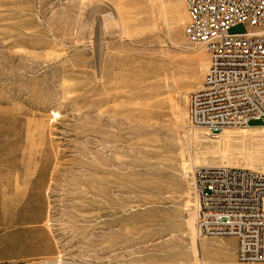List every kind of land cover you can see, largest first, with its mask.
Instances as JSON below:
<instances>
[{
    "label": "rangeland",
    "instance_id": "374dc122",
    "mask_svg": "<svg viewBox=\"0 0 264 264\" xmlns=\"http://www.w3.org/2000/svg\"><path fill=\"white\" fill-rule=\"evenodd\" d=\"M188 21L186 0H0V264L236 263L198 233L193 169L264 172V122L191 125L210 56Z\"/></svg>",
    "mask_w": 264,
    "mask_h": 264
},
{
    "label": "built area",
    "instance_id": "2783aa9c",
    "mask_svg": "<svg viewBox=\"0 0 264 264\" xmlns=\"http://www.w3.org/2000/svg\"><path fill=\"white\" fill-rule=\"evenodd\" d=\"M186 1L185 34L210 56L203 85L191 95V125L215 135L264 122V0ZM239 24L246 31L232 33ZM193 178L199 235L235 236V264H264V172L196 166Z\"/></svg>",
    "mask_w": 264,
    "mask_h": 264
},
{
    "label": "bare ground",
    "instance_id": "6f19581e",
    "mask_svg": "<svg viewBox=\"0 0 264 264\" xmlns=\"http://www.w3.org/2000/svg\"><path fill=\"white\" fill-rule=\"evenodd\" d=\"M210 64V63H209ZM208 68H209V66H208ZM208 68H207V71H208ZM207 73V72H206ZM205 76H206V74H205ZM204 79H205V77H204ZM204 82V81H203ZM250 127V126H249ZM89 183V182H88ZM97 183H99V182H97ZM92 184V183H91ZM95 185V184H94ZM94 187V186H93ZM92 187V188H93ZM99 187V186H98ZM107 187H109V186H107ZM97 188V187H96ZM104 188V187H103ZM103 188H102V190H103ZM94 190V189H93ZM98 190V189H97ZM97 192V191H96ZM104 192V191H103ZM107 195V194H106ZM103 196V195H102ZM99 203H102V202H99ZM94 205V204H93ZM101 205V204H100ZM105 205V204H104ZM103 209V208H102ZM100 210V209H99ZM193 217V216H192ZM197 264H199V263H197ZM201 264H205L204 262L203 263H201ZM233 264H235V263H233Z\"/></svg>",
    "mask_w": 264,
    "mask_h": 264
}]
</instances>
